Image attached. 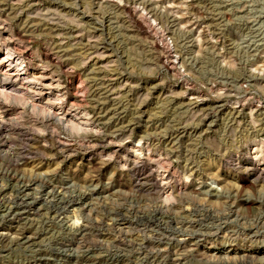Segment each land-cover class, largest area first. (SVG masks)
<instances>
[{
  "label": "rangeland",
  "instance_id": "1",
  "mask_svg": "<svg viewBox=\"0 0 264 264\" xmlns=\"http://www.w3.org/2000/svg\"><path fill=\"white\" fill-rule=\"evenodd\" d=\"M0 59V264H264V0H0Z\"/></svg>",
  "mask_w": 264,
  "mask_h": 264
},
{
  "label": "bare ground",
  "instance_id": "2",
  "mask_svg": "<svg viewBox=\"0 0 264 264\" xmlns=\"http://www.w3.org/2000/svg\"><path fill=\"white\" fill-rule=\"evenodd\" d=\"M7 52H8V51H7ZM2 62H3V61L0 59V63H2ZM18 73H19V72H18ZM3 88H4V87H3ZM4 89H5V88H4ZM3 92H4V91H3ZM6 92H7V91H6ZM6 92H5V93H6ZM184 239H185V238H184Z\"/></svg>",
  "mask_w": 264,
  "mask_h": 264
}]
</instances>
